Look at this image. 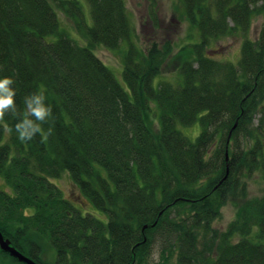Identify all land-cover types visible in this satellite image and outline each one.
I'll return each mask as SVG.
<instances>
[{
  "label": "trees",
  "instance_id": "16d2710c",
  "mask_svg": "<svg viewBox=\"0 0 264 264\" xmlns=\"http://www.w3.org/2000/svg\"><path fill=\"white\" fill-rule=\"evenodd\" d=\"M83 1L89 17L79 0H0V77L13 80L16 112L37 91L52 109L26 141L16 114L0 115L4 239L37 264H264V194L248 198L246 185L264 173V0H178L197 38L176 54L169 40L132 42L123 0ZM226 35L243 39L235 63L207 51ZM122 43L125 88L93 51ZM163 71L177 81L155 84ZM194 124V140L178 129ZM63 174L92 210L63 196ZM228 202L234 219L214 230ZM0 264L23 263L0 250Z\"/></svg>",
  "mask_w": 264,
  "mask_h": 264
},
{
  "label": "rangeland",
  "instance_id": "374dc122",
  "mask_svg": "<svg viewBox=\"0 0 264 264\" xmlns=\"http://www.w3.org/2000/svg\"><path fill=\"white\" fill-rule=\"evenodd\" d=\"M83 6L85 15L89 17V9L83 0H79ZM127 10L129 20L132 27V42L138 43L141 47H145L148 43L156 41L162 43L163 41L173 42V53L176 54L181 46L196 40L197 34L195 29L189 27L186 21L181 20V8L178 6V0H155V5L150 0H123ZM154 12L158 21V27L151 22V14ZM61 28L79 45H85V41L77 34L72 22L62 13H57ZM262 17H255L251 22L250 32L248 38L256 39L261 25ZM243 39L236 35H226L219 38L217 41L211 42L207 47L211 55H215L216 60L236 62L239 58L240 44ZM126 44L122 43L120 48L116 50L107 49L101 45L95 46L93 51L99 60H101L114 74L120 84H123L122 72V58L125 51ZM173 54V55H174ZM176 73L163 71L156 79L155 84L159 81H177ZM261 109L264 113V102L261 104ZM262 120V127L264 128V115L258 114L255 117L254 125H258L259 120ZM149 127L156 131L157 124L154 116L149 119ZM178 129L187 138L194 140L199 134L200 127L194 124L192 127H181ZM62 191L63 196L75 206L81 208L82 212L85 210H92L90 205L87 207V201L81 196L79 190L72 184L70 177L63 174L60 178L53 180ZM247 197H257L264 194V173L256 172L246 180ZM5 185L0 179V189H4ZM84 206V207H83ZM235 206L228 202L222 207L220 216L212 223V228L217 231H223L227 225L234 219ZM43 260L51 261L54 257V252L47 244H43ZM157 259V252L153 253V257Z\"/></svg>",
  "mask_w": 264,
  "mask_h": 264
},
{
  "label": "clouds",
  "instance_id": "9594fccd",
  "mask_svg": "<svg viewBox=\"0 0 264 264\" xmlns=\"http://www.w3.org/2000/svg\"><path fill=\"white\" fill-rule=\"evenodd\" d=\"M13 80L9 76L0 77V115L13 112L17 119L14 129L21 140H30L42 131V124L52 114L51 106L46 103L42 92H32L24 97V110L16 112L14 97L16 90L12 87Z\"/></svg>",
  "mask_w": 264,
  "mask_h": 264
},
{
  "label": "water",
  "instance_id": "95a60500",
  "mask_svg": "<svg viewBox=\"0 0 264 264\" xmlns=\"http://www.w3.org/2000/svg\"><path fill=\"white\" fill-rule=\"evenodd\" d=\"M146 228V226H144ZM0 250L7 253L10 257L16 259L18 262L23 264H37L33 259L23 255L16 248L10 245V241L4 239L0 232Z\"/></svg>",
  "mask_w": 264,
  "mask_h": 264
}]
</instances>
